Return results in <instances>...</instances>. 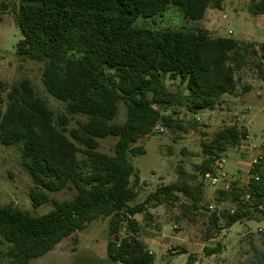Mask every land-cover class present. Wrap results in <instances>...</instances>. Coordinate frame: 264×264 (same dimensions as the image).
Here are the masks:
<instances>
[{
    "label": "trees",
    "instance_id": "16d2710c",
    "mask_svg": "<svg viewBox=\"0 0 264 264\" xmlns=\"http://www.w3.org/2000/svg\"><path fill=\"white\" fill-rule=\"evenodd\" d=\"M169 5L199 20L209 7H221V0H21L17 54L43 62V83L65 103V111L56 113L28 77L5 89L6 96L0 91V141L19 147L22 165L33 180V205H54L33 215L14 203L0 202V236L7 244L1 264H30L98 218L110 219L107 253L112 260L154 264L155 254L137 235L139 222L128 217L146 211L145 204L153 198H176L175 191L193 198L195 207L202 201V182L193 187L174 182L160 187L145 204L130 206L140 181L130 156L146 152L137 142L155 134L158 123L171 126L174 115L166 113L168 108L197 113L214 109L224 94L234 93L237 73L249 54L260 56L257 66L264 77V42L215 37L201 27L135 25L139 17L159 15ZM249 12L264 15V0H253ZM167 75L186 82V92L169 89ZM120 102L127 108L123 122L116 121ZM76 116L84 118L69 127ZM108 136L117 137L113 154L100 150V139ZM247 136L246 128L233 124L202 141L200 174L215 173L222 154ZM249 174L246 187L233 181L217 189L218 202L236 206L233 211L215 210L210 217L213 228L230 227L255 213L264 218V143ZM64 189L74 191L73 196L61 200L50 194ZM125 219L129 232L120 237ZM221 249L219 243L205 247V252ZM254 257L256 264H264V251L256 250Z\"/></svg>",
    "mask_w": 264,
    "mask_h": 264
},
{
    "label": "rangeland",
    "instance_id": "374dc122",
    "mask_svg": "<svg viewBox=\"0 0 264 264\" xmlns=\"http://www.w3.org/2000/svg\"><path fill=\"white\" fill-rule=\"evenodd\" d=\"M252 1L221 0V7H209L199 20L186 18L178 7L169 5L159 15L139 17L135 25L154 29L201 27L215 37L231 36L238 41L260 44L264 42V15L249 12ZM20 4L21 0H0V83L4 85V89L0 86V91L6 96L5 89L28 77L49 106L56 113L63 112L65 103L50 94L43 83V62L17 54V43L22 37L16 22ZM260 59L259 55L249 54L244 68L237 73L236 91L224 94L214 109L192 113L179 106L170 107L166 113L174 115L171 126L158 123L155 134L137 142L144 145L146 152L130 156L140 175L138 195L129 202L130 206L145 204L160 187L174 182H183L191 187L199 182L204 184L203 199L198 207L193 205V198L175 191L176 198L163 201L153 198L145 204L146 211L128 217L139 222L137 235L155 254L154 264H256L255 251H264V233L257 231L264 222L262 214L255 213L251 219L237 221L229 228L219 230L210 222L215 210L232 211L236 206L230 201L216 200L218 188L210 184L211 178H221L223 185L228 183L222 180L223 177L237 178L239 183L247 182L250 162L254 157L258 158V150L264 143V77L257 66ZM166 82L169 89L186 92V82L180 78L173 79L167 75ZM126 113V105L120 102L116 121L123 122ZM83 118L76 116L69 127L76 126L77 119ZM233 124L246 128L248 136L241 144L222 154L215 173L203 177L197 169L205 158L202 141L212 140L217 131ZM116 142L115 136L101 138L100 150L113 154ZM181 171L185 172L183 178ZM32 185L33 180L22 165L19 147L7 146L0 141V202L14 203L33 215L50 211L54 207L52 202L33 205L29 196ZM50 194L63 200L72 197L74 191L64 189ZM109 220L98 218L91 221L83 230L63 239L54 249L32 259L30 264H124L112 260L107 253ZM128 222L124 220L120 237L129 232ZM224 223L225 219L221 218L219 225ZM219 243L221 251L206 254L205 247ZM75 245L76 249L73 248ZM6 247L0 236V264L3 262L1 250Z\"/></svg>",
    "mask_w": 264,
    "mask_h": 264
},
{
    "label": "crops",
    "instance_id": "0c3cea01",
    "mask_svg": "<svg viewBox=\"0 0 264 264\" xmlns=\"http://www.w3.org/2000/svg\"><path fill=\"white\" fill-rule=\"evenodd\" d=\"M243 69V68H242ZM188 111V110H187ZM188 112H190V111H188ZM262 147H263V145H262ZM261 147V148H262ZM249 148L250 149H252L251 147H250V145H249ZM260 150L262 151V149H259L258 150V153H257V155H259L260 156V154L262 153V152H260ZM260 153V154H259ZM258 156V157H259ZM222 160V159H221ZM257 160V158L256 157H254L253 159H252V161L250 162V166H249V170H250V168H251V166H252V164H253V162H255ZM249 170H248V174H249ZM250 175V174H249ZM227 177H233V176H227ZM226 179V182H228V183H225L224 185L221 183V178H220V182H219V186H215V188H222V187H228L233 181H236L237 180V178H225ZM250 179V178H249ZM222 180H223V178H222ZM249 181V180H248ZM248 181L247 182H245V183H248ZM239 183V182H238ZM245 183H239L240 185H243V184H245ZM263 219V218H262ZM264 220V219H263ZM264 223V222H263ZM229 228V227H228ZM79 235V237H78V239H80V233L78 234ZM56 247V246H55ZM74 249H76L77 247H76V245L73 247ZM215 254V253H214ZM211 255H213V254H211Z\"/></svg>",
    "mask_w": 264,
    "mask_h": 264
},
{
    "label": "built area",
    "instance_id": "2783aa9c",
    "mask_svg": "<svg viewBox=\"0 0 264 264\" xmlns=\"http://www.w3.org/2000/svg\"><path fill=\"white\" fill-rule=\"evenodd\" d=\"M197 118L199 119V116H197ZM156 129H158V128L156 127ZM161 129L163 130V128H161ZM209 174H211V173H208V174H206V175H209ZM224 179H225V178L223 177V180H224ZM218 181H220V180H219L217 177H212L211 180H210V184H211L212 186H216V185H218ZM225 181H226V179H225ZM247 184H248V183H245V184H243V185H241V186L246 187ZM250 197H251V196H250L249 192H247L246 195H245V198H246V199H249ZM232 211H233V210H232ZM129 217L131 218V216H129ZM257 231H258L259 233H264V223H263L261 226L258 227Z\"/></svg>",
    "mask_w": 264,
    "mask_h": 264
}]
</instances>
